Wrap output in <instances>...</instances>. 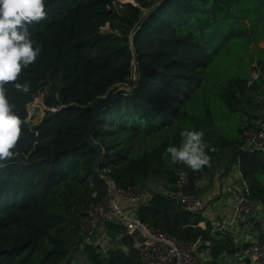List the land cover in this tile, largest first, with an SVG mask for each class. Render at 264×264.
I'll return each mask as SVG.
<instances>
[{"label":"trees","instance_id":"1","mask_svg":"<svg viewBox=\"0 0 264 264\" xmlns=\"http://www.w3.org/2000/svg\"><path fill=\"white\" fill-rule=\"evenodd\" d=\"M114 1L46 0L47 16L29 25L42 51L18 77L29 84L28 93L15 82L6 85L22 132L17 155L0 169V264H71L77 250L89 264H143L119 224L106 225L119 235L110 238L117 246L106 253L89 242L79 247V218L90 192L104 191L105 168L121 188L151 181L171 186L187 173L190 192L197 194L195 181L229 151L234 162L239 159L251 198L264 204V152L241 151L242 120L230 137L213 114L217 107L245 114L243 99L250 104L264 85V46L258 47L264 0H134L121 7ZM234 50L241 55L232 61L228 52ZM133 62L136 84L122 88ZM254 62L263 76L249 84ZM44 88L47 109L29 121L27 107ZM110 91L116 96L91 134L103 148L99 176L92 166L95 150L82 140L93 105ZM183 130L204 132L210 166L193 171L171 162L166 149L181 145ZM135 213L187 243L201 238L207 264H222L221 256L236 250L227 234L217 239L221 231L199 226L201 213L184 210L165 194H153ZM255 226L261 229V222Z\"/></svg>","mask_w":264,"mask_h":264},{"label":"built area","instance_id":"2","mask_svg":"<svg viewBox=\"0 0 264 264\" xmlns=\"http://www.w3.org/2000/svg\"><path fill=\"white\" fill-rule=\"evenodd\" d=\"M131 72L132 76L128 82L134 80L133 87L137 77L135 62L132 64ZM262 76V71L254 62L249 69V84L261 79ZM126 85L129 86V83ZM240 128L243 137L241 151L264 152V123L260 125L242 123ZM236 165L240 179L232 214L225 223L217 227V230H223L225 226L233 225L243 216L250 215L256 204L251 198L250 186L239 170V159L236 160ZM103 171L107 173L103 176L106 184L104 191L99 192L95 189L90 192V200L79 218L78 231L84 245L90 243L100 232L110 239L106 225L114 223L124 228L125 235L132 240V246L139 251L143 264H203L199 253L201 238L187 243L141 222L135 213L156 193L169 196L186 211L202 213L207 201L201 195L190 192L191 181L187 173L178 174L171 186L151 181L143 186L121 188L108 174L109 169L105 168ZM203 243L210 244L209 241ZM241 243L236 245V250L232 254L234 259L248 261L249 264H264V227L257 240L240 245Z\"/></svg>","mask_w":264,"mask_h":264},{"label":"clouds","instance_id":"3","mask_svg":"<svg viewBox=\"0 0 264 264\" xmlns=\"http://www.w3.org/2000/svg\"><path fill=\"white\" fill-rule=\"evenodd\" d=\"M45 5L46 0H0V169L7 167L8 161L17 155V142L22 132V121L13 111L6 85L15 82L13 86L17 90L30 91L27 82L17 81L22 70L33 64L42 51L28 29L33 22L47 16ZM180 135L181 145L166 149L171 162L183 163L193 171L210 166L204 132L183 130Z\"/></svg>","mask_w":264,"mask_h":264},{"label":"crops","instance_id":"4","mask_svg":"<svg viewBox=\"0 0 264 264\" xmlns=\"http://www.w3.org/2000/svg\"><path fill=\"white\" fill-rule=\"evenodd\" d=\"M249 103L246 98L243 99L241 108ZM250 110L246 112L245 116L241 117L240 124L245 123L249 125H260L264 123V85L258 90L257 95L253 97L250 105ZM239 120V121H240ZM234 157V156H233ZM232 164V169L229 165ZM213 176L208 177L203 174L197 181H195L194 189L198 195H201L206 201L207 206L201 213L204 220L199 223V226L203 229L210 227L211 231H218L217 227L225 223L231 216L237 191L239 188L238 168L235 162L232 160L223 159V162L215 164L213 167ZM205 173V172H204ZM261 222V229L255 226V222ZM264 227V204L256 202L253 207V211L248 216H243L233 225H227L223 230H219L223 233H218L217 239L223 237L224 234L230 236L234 244L241 243L243 241L250 242L255 241L261 235ZM108 231V230H107ZM119 236L116 235V238ZM104 238V235H103ZM91 243V242H90ZM200 258L203 264H207L209 260V253L206 249L199 250ZM222 264H249L240 259H234L232 255L224 254L219 260Z\"/></svg>","mask_w":264,"mask_h":264},{"label":"rangeland","instance_id":"5","mask_svg":"<svg viewBox=\"0 0 264 264\" xmlns=\"http://www.w3.org/2000/svg\"><path fill=\"white\" fill-rule=\"evenodd\" d=\"M131 2L133 3L135 1L134 0H130V1L115 0L114 4H115V7H121L123 4L131 3ZM106 30H108V26H105L103 28V31H106ZM262 46H264V41H261L258 44V47H262ZM256 48H257V46L255 47L253 45L252 47H250V52H254L256 50ZM228 54L232 56L231 57L232 61H235L236 60L235 58L236 57H240V55H241V53H239V51H237V50L230 51V52H228ZM130 82L131 81H129L128 83H130ZM132 82H134V80H132ZM127 86L128 85L125 84L122 88H127ZM45 90H46V88H44L42 91H40V93L33 99V101L31 103H29V105L27 107V112H28L27 119L29 121L36 122L40 118H42V116L44 115V112L47 109V107L43 103V96H44ZM248 104L249 103H246L245 106L243 107V110H245L246 112H248L250 110V107L248 106ZM213 114L216 117H218L219 121L221 122V126L224 128L225 131H227V133H228V135H230V137H233L236 134L237 123L239 121V118L245 116V114H243V113L231 112L230 110L220 109L219 107H217L213 111ZM223 154L224 155L222 157H220V155H219L218 157L214 158V161H213L211 167L215 166V164L223 162V159L224 160L225 159L232 160L234 162L235 158L231 155V152L226 151ZM229 167L232 169L233 165L230 164ZM213 172H214V170H213V168H211L205 174L208 177H212L213 176ZM106 231H107V228H106ZM91 243L96 245L97 246V250L99 252H101V253H106V251L109 248H114V247L117 246L115 244H112L110 242V239H107L105 236L103 238V233L102 232H100L94 239H92ZM79 247L83 249L84 248V243H80ZM71 264H89V262L85 258V255H83L81 250H77L76 252H74V254H72Z\"/></svg>","mask_w":264,"mask_h":264},{"label":"water","instance_id":"6","mask_svg":"<svg viewBox=\"0 0 264 264\" xmlns=\"http://www.w3.org/2000/svg\"><path fill=\"white\" fill-rule=\"evenodd\" d=\"M132 3V2H131ZM132 4H136L135 2H133ZM116 96L115 92L110 91L106 96L101 97L92 107L93 109V114H92V119L91 122L88 126V128L86 129V131L84 132V137L82 140V144H87L89 146H91L94 150H95V156L92 162V166H93V171L96 175L101 176L100 172L98 171V163L99 160L102 156L103 153V148L100 146L99 143H97L96 141H94L92 139V131L94 130L95 126L97 125L102 110L103 108L108 105L112 100H114ZM109 237L111 239H116V233L115 232H109L108 233Z\"/></svg>","mask_w":264,"mask_h":264},{"label":"bare ground","instance_id":"7","mask_svg":"<svg viewBox=\"0 0 264 264\" xmlns=\"http://www.w3.org/2000/svg\"><path fill=\"white\" fill-rule=\"evenodd\" d=\"M125 1H130V0H125Z\"/></svg>","mask_w":264,"mask_h":264}]
</instances>
